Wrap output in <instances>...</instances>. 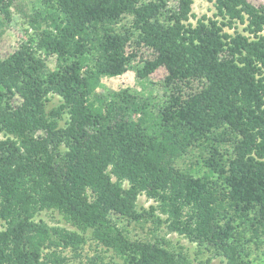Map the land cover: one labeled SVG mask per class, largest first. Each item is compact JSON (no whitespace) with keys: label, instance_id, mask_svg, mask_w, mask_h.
<instances>
[{"label":"trees","instance_id":"16d2710c","mask_svg":"<svg viewBox=\"0 0 264 264\" xmlns=\"http://www.w3.org/2000/svg\"><path fill=\"white\" fill-rule=\"evenodd\" d=\"M32 2L0 55V264H67L87 232L111 256L84 264H210L123 221L264 264V6L213 0L192 21L193 0ZM128 70L138 88L103 89Z\"/></svg>","mask_w":264,"mask_h":264},{"label":"rangeland","instance_id":"374dc122","mask_svg":"<svg viewBox=\"0 0 264 264\" xmlns=\"http://www.w3.org/2000/svg\"><path fill=\"white\" fill-rule=\"evenodd\" d=\"M32 1L33 0H15L16 6L15 8L12 7V20L9 22L8 26H5L3 28V33L0 37V55L7 54L16 49L22 39L25 38L24 28L27 27V19L23 13H30L32 5L38 2L34 1L36 3H33ZM246 1L254 7L264 6V0ZM191 7L192 13L195 14V17L191 19L192 21H194L195 18H198L201 15L211 17L215 12L213 0H193ZM142 51L145 52V54L147 53L145 50ZM51 64L52 61L50 60V66H52ZM164 75L165 69L162 67L149 76V80L155 83V85H153V89L155 92H161L158 83L160 82V80H162ZM100 83L103 86V89H118L121 87L138 88V85L134 80V73L131 70L113 77L102 76L100 78ZM51 100L52 101L50 102V105L53 103H57L58 97L54 96ZM135 118L139 119L142 118V116L136 115ZM191 157H189V159H187L186 157L183 161H180V164L183 166H187L190 160L193 161L196 159L197 155L196 157ZM151 203H153L152 200L147 199L143 194L138 197V205L147 207ZM39 217L43 218L49 225H59L74 229L73 227L69 226V224H66L57 213L43 211L39 213ZM122 224L130 230V234L134 237L153 239L155 236H163L170 242L173 247L182 249L183 251L188 253L195 263L198 261H206L207 259H209L210 264H226L225 260L221 256L214 255L211 251L203 247H198L195 243L188 241L186 238L179 236L176 233H167L166 229L163 227L159 228L158 230H153L152 225H150L149 223L145 224L143 227L134 222L127 223L126 221H123ZM82 236L84 238V242L78 250H74L72 248L63 250V254L67 258V264H84L87 262L88 257H91L95 254H101L105 257L106 260H108V257L111 256V252L104 251V248L101 245L97 244L91 237L90 232H87ZM255 263L259 264L260 262L257 261Z\"/></svg>","mask_w":264,"mask_h":264}]
</instances>
